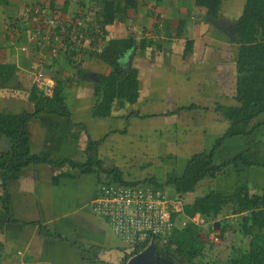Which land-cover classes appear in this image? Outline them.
<instances>
[{
    "label": "crops",
    "instance_id": "crops-1",
    "mask_svg": "<svg viewBox=\"0 0 264 264\" xmlns=\"http://www.w3.org/2000/svg\"><path fill=\"white\" fill-rule=\"evenodd\" d=\"M245 1L223 0L217 17L210 18L194 0H146V7L143 3L130 8L107 25L100 12L103 0H54L52 5L51 0H8L5 21L9 24L3 28L12 35L7 37L8 43L0 40V64L14 65L15 72L6 84H0V113L33 114L31 88L36 85L50 96L58 80L63 88L61 112L68 117L39 114L27 124L31 155L45 163H32L11 180L3 181L0 171V264L17 251L23 253L24 264L126 263L122 261L129 254L128 246L90 205L105 174L81 172L74 164L79 166L89 157L100 160L96 153L107 149L108 138L121 139L136 131H130L136 125L135 119L165 118L162 121L171 128L165 133L172 132L175 141L184 133L185 144L174 148L186 152L178 169L181 173L191 155L209 151L229 128V121L215 109L216 105L238 106L235 43L229 26L233 28ZM46 2H50L48 10L58 17L53 34L61 45L66 43L61 30L69 31L80 15L87 21L79 29L86 31L101 51L108 40H135L120 61L125 67L126 59L133 55L130 67L137 70L138 81L134 104L115 102L108 117L96 114L95 107L101 100L96 92L98 77L109 75L111 69L98 57L101 51H90L87 43L82 51L74 52L72 64L64 53L50 55V42L45 40L49 32L46 20L35 13ZM17 26L21 29L17 30ZM34 33L37 44L33 46L26 41ZM143 41L150 44L145 46ZM141 45L145 48L141 49ZM38 73L44 80L35 84L33 78ZM153 95H161L157 96L160 103L169 100L172 108L144 114L142 109L150 107ZM190 105L195 108L188 110ZM132 106H138L141 112L128 113ZM260 121H264V115ZM10 147L9 139L0 133V154ZM86 147L93 155L83 158ZM239 155H244L249 166L239 162L215 179L202 180L199 184L206 181L203 184L212 187L201 192L213 190L230 197L245 187L250 195L264 197V123L250 135L226 138L215 152V160L222 163ZM61 161V165H55ZM102 166L107 168L103 163ZM171 262L176 264L174 257Z\"/></svg>",
    "mask_w": 264,
    "mask_h": 264
},
{
    "label": "trees",
    "instance_id": "trees-1",
    "mask_svg": "<svg viewBox=\"0 0 264 264\" xmlns=\"http://www.w3.org/2000/svg\"><path fill=\"white\" fill-rule=\"evenodd\" d=\"M53 1L51 0V5ZM143 1L103 0L100 12L104 16V24H111L116 17L123 16L130 8H137L143 3L146 7L147 2ZM222 2L223 0H194L196 6L207 10V16L210 18L217 17ZM7 5L8 0H0L1 7L6 9ZM232 31L237 74L235 101L238 106L216 105L215 109L229 121V128L217 138L209 151L191 155L181 175L168 179L163 184L158 183L154 178H146L137 182L126 181L117 167L104 168L100 160L92 157L79 166L74 164L75 168H79L81 172L95 171L105 174L106 179L100 184L124 186L149 184L155 189L169 188L180 200L184 195L194 193L199 182L204 179L217 178L228 166L237 165L239 162L249 166L244 155L217 163L215 152L226 138L250 135L257 126L264 123L260 121V117L264 115V0H246ZM147 44L149 45L150 41L144 45L147 46ZM134 45L135 40L132 38L112 39L108 40L101 53L97 54L111 69L109 75L98 77L96 92L100 93L101 100L95 107V111L102 117L109 116L115 102L134 104L137 101V70L130 67L127 72L123 73V65L120 63L123 56ZM144 48L141 45V49ZM75 51L68 47L66 52H61L64 53L69 64H71V58H74ZM13 72H15L14 65L0 64V84H6ZM37 87L35 85L31 88L29 96L34 105L33 114L0 113V133L9 139L11 146L8 152L0 154V171L3 181L16 179L21 170L32 163L46 162L31 155L29 149L26 126L32 119L39 114L68 117L65 112H61L63 88L58 80L55 81V87L50 96L45 95V92ZM193 108H195L194 105L187 107L188 110ZM62 162L53 164L61 165ZM4 207L6 208V204ZM182 214L189 219L199 214L207 225L200 227L189 221L184 227L175 229L161 249L166 251L167 255L179 259L183 264H264L263 196L250 195L245 187L239 188L230 197L208 190L198 194L191 202L183 203ZM176 216L178 217L176 214L173 217ZM216 220H219L217 228L222 238L232 231L233 234H231L235 235L238 240L237 244L234 243L237 247L232 245V248L225 252L224 260H219L213 255L216 246L208 238L214 229ZM144 246L145 244L134 245L130 253L125 255L122 263L137 254Z\"/></svg>",
    "mask_w": 264,
    "mask_h": 264
},
{
    "label": "built area",
    "instance_id": "built-area-1",
    "mask_svg": "<svg viewBox=\"0 0 264 264\" xmlns=\"http://www.w3.org/2000/svg\"><path fill=\"white\" fill-rule=\"evenodd\" d=\"M49 5L50 2H46L41 9L35 10V13L46 20L49 32L45 40L50 42V55L56 56L66 52L68 47L82 51L85 43L87 47L90 44V51H101L102 48L99 45L95 46L92 37L79 29L87 21V17L83 15L78 16L74 25L69 26V31L61 30L66 43L59 44L56 36L52 39V33L58 25V17L53 11L48 10ZM34 79L36 83L44 80L40 73L36 74ZM90 205L95 215L102 218L110 230L128 246L129 253L136 244H145L143 249L152 243L155 246L157 244L164 246L174 230L184 227L189 221L205 227V222L199 214L191 219L183 216L181 202L169 200L163 190L155 189L149 184L133 186L99 184L97 195ZM175 214L178 217H173ZM23 257V253L17 251L3 264H24Z\"/></svg>",
    "mask_w": 264,
    "mask_h": 264
},
{
    "label": "rangeland",
    "instance_id": "rangeland-1",
    "mask_svg": "<svg viewBox=\"0 0 264 264\" xmlns=\"http://www.w3.org/2000/svg\"><path fill=\"white\" fill-rule=\"evenodd\" d=\"M96 6L98 8L97 3ZM7 11H9V7L6 9L4 7L3 8L0 7V40L6 43H8L7 37L10 38L9 36L12 35V32L10 33L8 29L5 30V28H3V26L5 27L6 24H9L7 21H5ZM229 28L231 29V32H233L230 26ZM19 29H21V27L17 26V30ZM53 33H52V39L54 35ZM231 35L232 36H230L229 34L230 38L233 39L234 34L231 33ZM36 37L37 35L36 33H34L33 35L29 36L26 42L34 46L35 44H37ZM11 48H13V45H11ZM124 68L125 67L123 65V69ZM165 74L169 75L168 72H166ZM33 81L36 84L34 78ZM155 82H157V78H155ZM169 93L171 94V92ZM157 96L160 98L161 95H157ZM157 96L153 95L150 97V107L145 105L144 109H142L144 114L161 112L162 110H167L166 107H168L169 109L172 108L173 105L171 106V103L168 99L167 100L169 102L165 101L160 103L158 101ZM180 104H187V103L181 102ZM138 109H139L138 106L129 107L128 113L131 110L139 112L140 110ZM125 112L126 111H124V113ZM162 120H165V118H150L145 120L135 119L136 125H133L130 131L134 129L136 131L139 130L138 133H136V131H134L133 133L129 132L128 135H125L124 138L121 137V139L120 136H117L116 139L114 138L115 136H113L110 139V141L108 138L107 149L101 148L99 150L100 154L98 155L96 153V155L100 158V161L104 164L105 167L107 168L112 166L117 167L121 171L122 177L127 181H131V180L137 181L146 178H154L157 180L158 183L161 184H163V182L165 183L167 179L175 175H179L181 173V170L178 169H181V165H183L182 162L185 159L184 155L186 154V152L182 153L183 149L174 150V148H179L181 146L183 147V144H185L183 141L184 133L180 134L179 136L177 135V137H179V140L175 141V135L172 134V132L170 133V135H168V133H165L168 132L167 129L171 130V128L170 126H165V124L167 123ZM160 129L163 133L159 131ZM206 136L207 135L204 136V140H207L205 139ZM82 155L84 156L83 158H87L93 154L91 153V150L89 152L88 148L86 147L84 150V154ZM173 168H176L177 170L171 172V169ZM203 183L197 185L196 192L191 194H186L180 200L177 199L176 195L172 192L171 189L165 188L164 191L169 200L179 201L181 203H188L191 202L194 199V197L200 194L202 190L212 187L208 184H203ZM217 229H218L217 225H214V229L212 231V234L210 235V240L216 246L213 255L219 260H224L226 254L225 252L228 251L230 248H232V245L233 247H237V245H235L234 243L237 244L238 240H236L237 237L235 235H232L233 234L232 231L226 233L224 238H222L219 235ZM156 249H162V246L159 244L157 245ZM175 262L176 264H183L177 258H175Z\"/></svg>",
    "mask_w": 264,
    "mask_h": 264
},
{
    "label": "water",
    "instance_id": "water-1",
    "mask_svg": "<svg viewBox=\"0 0 264 264\" xmlns=\"http://www.w3.org/2000/svg\"><path fill=\"white\" fill-rule=\"evenodd\" d=\"M132 58L133 55L128 57L126 66L123 69V73L130 69ZM157 254L156 246L154 243H152L142 251L128 258L125 264H172L168 258H159ZM157 260H159L158 263H156Z\"/></svg>",
    "mask_w": 264,
    "mask_h": 264
},
{
    "label": "flooded vegetation",
    "instance_id": "flooded-vegetation-1",
    "mask_svg": "<svg viewBox=\"0 0 264 264\" xmlns=\"http://www.w3.org/2000/svg\"><path fill=\"white\" fill-rule=\"evenodd\" d=\"M157 250V255L159 258H168L171 261V256L167 255L166 251H163L161 249H156ZM159 260L156 261V263H158ZM161 264H167V263H161ZM173 264V263H172Z\"/></svg>",
    "mask_w": 264,
    "mask_h": 264
}]
</instances>
